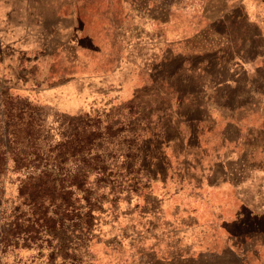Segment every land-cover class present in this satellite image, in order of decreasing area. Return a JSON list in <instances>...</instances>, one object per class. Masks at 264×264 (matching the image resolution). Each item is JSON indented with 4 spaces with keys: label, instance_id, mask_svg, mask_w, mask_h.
Listing matches in <instances>:
<instances>
[{
    "label": "rangeland",
    "instance_id": "rangeland-1",
    "mask_svg": "<svg viewBox=\"0 0 264 264\" xmlns=\"http://www.w3.org/2000/svg\"><path fill=\"white\" fill-rule=\"evenodd\" d=\"M243 1L0 0V264L264 261V85L242 75L264 0ZM45 168L37 210L17 188ZM218 186L249 204L193 208Z\"/></svg>",
    "mask_w": 264,
    "mask_h": 264
},
{
    "label": "crops",
    "instance_id": "crops-1",
    "mask_svg": "<svg viewBox=\"0 0 264 264\" xmlns=\"http://www.w3.org/2000/svg\"><path fill=\"white\" fill-rule=\"evenodd\" d=\"M241 4L243 6H245V4L250 5V1L248 0L243 1ZM259 8L261 11L260 13L262 14L256 16L257 21L259 23L257 26H259V28H263V35H264V1L260 3ZM239 16L240 19H243L244 21L249 20L247 18L245 19L244 14H240ZM248 65H249L248 68L250 69L252 68L253 71L247 72L242 75L245 76V78H247L248 81L246 84L247 85L246 88L248 89V92H251L253 88L256 87L257 85L258 86L264 85V51L262 55L257 56L255 54L252 58H250ZM235 79H233L235 83H238V81L243 80L242 77L241 79L240 78L238 79V77ZM210 132H215L217 134L220 133V131H217L216 127L214 128L208 127L207 129L200 128V130L197 132L198 138L200 139V141L202 140L200 145L206 149L208 146L207 143H209L208 142L210 138L209 136L211 135ZM202 142H206V143H202ZM216 147L218 148V144ZM218 187H212V189L211 187H209L210 189L208 188L204 192L203 191L199 192L200 198L198 201L197 200L193 201L192 203L194 204L192 205L193 208L201 212V209L207 206L208 208L217 210V212L225 213V212L233 211L234 207L238 206L239 204H241L242 207H247V205L249 204L247 202L244 203L243 197L245 195L241 190L238 189V187L228 186L226 189L223 188L222 186H218ZM259 264H264V261H262V259H259Z\"/></svg>",
    "mask_w": 264,
    "mask_h": 264
},
{
    "label": "trees",
    "instance_id": "trees-1",
    "mask_svg": "<svg viewBox=\"0 0 264 264\" xmlns=\"http://www.w3.org/2000/svg\"><path fill=\"white\" fill-rule=\"evenodd\" d=\"M34 144L30 141L29 142V147L33 146ZM87 145H80L78 147H69V142L68 140H65L62 144V151L61 155L57 156L58 158L61 156L62 160H66L68 156H73L77 153H83L84 151H89L88 146L85 148ZM69 153V155H67ZM5 151L0 150V173L4 171L5 169ZM33 154H35L34 158H38V154L36 153V149H33ZM24 154L20 159L16 158L12 160V170H20L23 167L25 168L26 166L24 165ZM53 173L52 168H45L41 171H39L36 175V177H26L23 181L20 182L17 192L18 194L23 197L24 201L27 202V205H29L31 208L34 209H39L41 207V203L39 202V198L43 196H49L48 194H51L55 189L53 186L46 185L44 183L45 180H48V178L51 176ZM83 174H78L74 173L71 175V182H70V187L73 186L74 189H79L80 187V179H82ZM31 181V182H30ZM69 192L65 191V194ZM43 213V212H40ZM3 240L6 242H9L7 236H2L1 237Z\"/></svg>",
    "mask_w": 264,
    "mask_h": 264
}]
</instances>
